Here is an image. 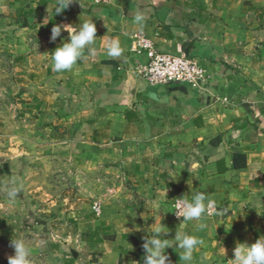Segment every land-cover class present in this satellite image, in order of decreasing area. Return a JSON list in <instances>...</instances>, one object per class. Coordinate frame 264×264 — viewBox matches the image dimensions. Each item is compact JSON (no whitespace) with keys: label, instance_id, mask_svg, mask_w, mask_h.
Returning a JSON list of instances; mask_svg holds the SVG:
<instances>
[{"label":"crops","instance_id":"obj_1","mask_svg":"<svg viewBox=\"0 0 264 264\" xmlns=\"http://www.w3.org/2000/svg\"><path fill=\"white\" fill-rule=\"evenodd\" d=\"M3 2L2 13L21 18L48 45L35 54L46 62L42 82L53 86L56 108L79 116L89 140L112 147L109 156L149 207L135 218L146 225L125 236L101 230L86 243L82 262L78 253H61L67 264H144L143 238L160 222L166 239L178 232L203 240L188 264L212 238L249 234L250 210L264 209V0H76L59 14L55 0ZM90 19L94 54L85 50L73 69L53 71L51 52L68 37L62 31L51 41L53 25ZM112 39L121 58L107 56ZM142 41L164 53L193 54L206 73L198 91L139 80L133 66L143 59L135 52ZM196 191L214 211L190 222L174 217L169 203ZM165 252L169 264H185L175 245Z\"/></svg>","mask_w":264,"mask_h":264},{"label":"rangeland","instance_id":"obj_2","mask_svg":"<svg viewBox=\"0 0 264 264\" xmlns=\"http://www.w3.org/2000/svg\"><path fill=\"white\" fill-rule=\"evenodd\" d=\"M4 4L0 0V8ZM24 26L0 11V264L14 254L12 238L31 249L30 264H67L61 258L67 252L82 262L86 243L101 230L132 233L148 223L135 218L149 207L138 202V191L109 156L112 147L89 140L79 116L56 108L53 86L42 82L46 62L35 54L48 45ZM21 184L10 199L8 191ZM249 213L247 236L210 239L196 264H233L238 243L250 246L264 237V209Z\"/></svg>","mask_w":264,"mask_h":264},{"label":"clouds","instance_id":"obj_3","mask_svg":"<svg viewBox=\"0 0 264 264\" xmlns=\"http://www.w3.org/2000/svg\"><path fill=\"white\" fill-rule=\"evenodd\" d=\"M76 0H55L53 11L59 14ZM135 21L141 24L144 20L143 15H136ZM62 31L68 33V37L51 52V63L53 71L65 72L73 69L74 65L83 57L85 50L94 54L92 46L95 43L96 25L92 19L84 21L79 27L71 24H54L51 28L50 40L55 42L61 36ZM107 56L110 58H121L122 48L118 39H112L105 45ZM195 167V165H193ZM15 183V182H13ZM22 190L20 187H12L8 191V197L14 199ZM191 199L179 198L175 204L177 217H183V221L190 222L201 220L206 214H211L215 204L209 200L204 191H196L191 195ZM227 212V209L218 212L221 216ZM205 225H198L202 229ZM164 225L155 227L152 235L143 238L142 247L144 249V264H169V258L165 252L167 247L175 245L176 249L183 250L185 264L192 260L193 250L203 244V240L196 236L176 233L174 240L166 239ZM164 239H161L160 236ZM10 246L14 249V254L8 257V264H30L31 249L21 238H12ZM233 264H264V237H260L255 243L248 246L247 244L238 243L233 250Z\"/></svg>","mask_w":264,"mask_h":264},{"label":"built area","instance_id":"obj_4","mask_svg":"<svg viewBox=\"0 0 264 264\" xmlns=\"http://www.w3.org/2000/svg\"><path fill=\"white\" fill-rule=\"evenodd\" d=\"M135 52L142 54L143 59L133 66V72L139 80L148 84H179L193 91H198L206 78L204 68L191 53H164L157 50L152 43L147 41L139 43ZM179 198L175 197L171 203L173 214L176 217L175 204Z\"/></svg>","mask_w":264,"mask_h":264}]
</instances>
